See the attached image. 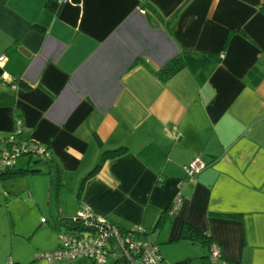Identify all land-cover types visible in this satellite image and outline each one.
I'll use <instances>...</instances> for the list:
<instances>
[{
  "label": "crops",
  "instance_id": "obj_1",
  "mask_svg": "<svg viewBox=\"0 0 264 264\" xmlns=\"http://www.w3.org/2000/svg\"><path fill=\"white\" fill-rule=\"evenodd\" d=\"M49 1L0 0V149L18 119L57 175L54 188L41 169L0 178V264H93L36 256L84 205L157 246H192L175 264H264V0ZM193 158L204 166L187 176ZM184 223L220 256L180 239Z\"/></svg>",
  "mask_w": 264,
  "mask_h": 264
},
{
  "label": "built area",
  "instance_id": "obj_2",
  "mask_svg": "<svg viewBox=\"0 0 264 264\" xmlns=\"http://www.w3.org/2000/svg\"><path fill=\"white\" fill-rule=\"evenodd\" d=\"M58 5L70 3L71 0H56ZM3 57L0 56V61ZM22 125L17 119L13 131L6 137L4 148L0 149V164L10 165L14 159L24 153H31L44 157L45 150L36 142L27 141L21 137ZM21 137V138H20ZM204 164L193 158L184 167L187 176L194 175ZM182 202L180 193H175L167 210L172 215ZM40 221H44L43 218ZM72 224L67 232H61L58 236V246L50 251L36 254L38 259L48 262L70 261L77 257H86L93 264H113L124 262L125 264H160L161 256L157 244L154 241L142 238L144 229L133 226L129 229H120L117 225L103 216L92 212L89 206L84 205L68 219ZM219 256L216 247L210 248L212 259ZM7 264H13L7 261Z\"/></svg>",
  "mask_w": 264,
  "mask_h": 264
},
{
  "label": "trees",
  "instance_id": "obj_3",
  "mask_svg": "<svg viewBox=\"0 0 264 264\" xmlns=\"http://www.w3.org/2000/svg\"><path fill=\"white\" fill-rule=\"evenodd\" d=\"M49 4L52 6V8H56L58 6L56 0L49 1ZM180 67H181V61L177 57V58L170 60L166 65H164L162 68L157 70L156 75L161 80H165L170 75L175 73ZM123 151H124L123 147H118L115 149L106 150L103 152V158L117 156L118 154H120ZM24 154H26L28 156H34V157H36L35 158L36 161H38V162L41 161V162L45 163V165H47V168L45 171H43V173L47 174L49 184H51L52 186H55L56 182H57V175L55 174L54 169L51 168L52 166L49 164V161H44V160H47L49 158V154L46 155L47 159H42V157L37 156V155H32L31 153H24ZM17 157H19V156H17ZM12 165H13V163L10 165H7V166H3L0 164V178L1 179L15 178L19 174H22V172H24V171L29 172V173H31V172L39 173L41 171L39 168H30V167L26 168V170H20V169L12 170L11 169ZM166 212H165V214H166ZM165 214L163 213V216L161 215L159 217L155 226L159 225L160 220L165 216ZM64 224H65V226H67V229H71L72 224L68 222V219L65 220ZM146 234H147V232L144 230L143 235L141 234V237L143 236L142 238L148 239L146 237ZM179 238L182 240H186V241L193 243V244H199L201 247H203L206 251L209 252V256H210V248L212 247L213 244L211 243L210 238L206 234L201 233L200 231L196 230L195 228L191 227L190 225L184 223L181 226V229L179 232ZM210 259H211V257H210ZM199 260H200V264H208L209 263L208 255L200 256ZM113 264H125V263L122 261L121 262L117 261V262H114Z\"/></svg>",
  "mask_w": 264,
  "mask_h": 264
},
{
  "label": "rangeland",
  "instance_id": "obj_4",
  "mask_svg": "<svg viewBox=\"0 0 264 264\" xmlns=\"http://www.w3.org/2000/svg\"><path fill=\"white\" fill-rule=\"evenodd\" d=\"M23 157H27V156H23ZM44 165H45V163H43L41 161L38 162V161H36L35 158H31L30 168H39L42 171H45L46 169L43 168ZM38 177H45L47 179L46 176H38ZM12 179L13 178H7L6 180L12 181ZM46 181L48 182V180H46ZM52 188H54V186H52ZM43 193H44L45 197L44 196L42 197L40 205H41V208L45 210V206L47 205L46 201L48 199L47 195H46L47 194V190H46V193L45 192H43ZM52 196H53V194H52ZM36 197L39 198V199L41 198V197H38V196H36ZM22 209H23V211H22L21 214L25 215L27 213V215H26L27 219H29L31 221H33L35 219L36 211L27 210L26 208H22ZM45 212H46V210L43 211L41 213V215L46 217V213ZM37 219H39V216H37ZM157 247L159 248L161 253L164 252L166 254V262H167L166 264H175L174 261L177 260V259H180L181 256L183 257V255H184L183 253L189 251L190 247H192V246H189L188 244H186V243H184L182 241H175V242H170L168 244L167 243L159 244ZM195 247H198V246H195ZM159 250H158V252H159ZM6 264H7V261H6ZM182 264H200V263H199V260L191 259L189 261L183 262Z\"/></svg>",
  "mask_w": 264,
  "mask_h": 264
},
{
  "label": "bare ground",
  "instance_id": "obj_5",
  "mask_svg": "<svg viewBox=\"0 0 264 264\" xmlns=\"http://www.w3.org/2000/svg\"><path fill=\"white\" fill-rule=\"evenodd\" d=\"M218 251H219V250H218ZM219 256H220V252H219ZM219 256H218V257H219ZM211 259H212V258H211Z\"/></svg>",
  "mask_w": 264,
  "mask_h": 264
}]
</instances>
